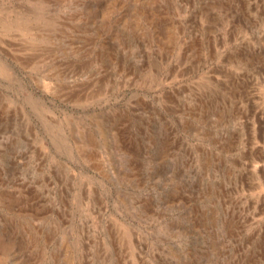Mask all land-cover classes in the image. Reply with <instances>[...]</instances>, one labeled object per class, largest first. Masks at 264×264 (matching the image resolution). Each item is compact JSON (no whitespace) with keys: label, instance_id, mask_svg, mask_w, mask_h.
<instances>
[{"label":"rangeland","instance_id":"374dc122","mask_svg":"<svg viewBox=\"0 0 264 264\" xmlns=\"http://www.w3.org/2000/svg\"><path fill=\"white\" fill-rule=\"evenodd\" d=\"M0 264H264V0H0Z\"/></svg>","mask_w":264,"mask_h":264}]
</instances>
